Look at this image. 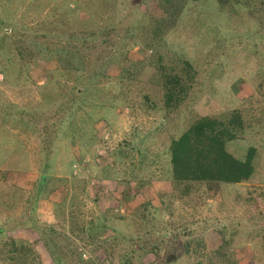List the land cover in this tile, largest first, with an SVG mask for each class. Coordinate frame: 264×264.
Returning a JSON list of instances; mask_svg holds the SVG:
<instances>
[{
  "label": "rangeland",
  "instance_id": "374dc122",
  "mask_svg": "<svg viewBox=\"0 0 264 264\" xmlns=\"http://www.w3.org/2000/svg\"><path fill=\"white\" fill-rule=\"evenodd\" d=\"M233 111L252 176L178 181L171 139ZM0 226V264H264V0H0Z\"/></svg>",
  "mask_w": 264,
  "mask_h": 264
},
{
  "label": "trees",
  "instance_id": "16d2710c",
  "mask_svg": "<svg viewBox=\"0 0 264 264\" xmlns=\"http://www.w3.org/2000/svg\"><path fill=\"white\" fill-rule=\"evenodd\" d=\"M231 1L234 5L244 0ZM162 8V11L168 14V18H165L167 19L165 22L163 17L159 16V24L156 27L158 32H161L164 26H173L182 12L180 8H173L163 2ZM181 63V71L167 73L163 83L165 105L168 108H174L186 99L197 82V72L192 64L186 59ZM242 126L241 117L236 111L231 112L225 119L214 116H201L195 119L180 135L172 138L167 147L173 176L184 182L239 183L248 180L254 173L255 149L250 147L243 159L236 158L226 149L227 142L236 138ZM2 231L3 227L0 226V232ZM11 252H17L14 245Z\"/></svg>",
  "mask_w": 264,
  "mask_h": 264
}]
</instances>
